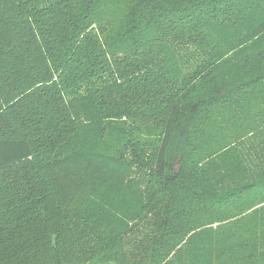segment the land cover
<instances>
[{"label":"trees","instance_id":"1","mask_svg":"<svg viewBox=\"0 0 264 264\" xmlns=\"http://www.w3.org/2000/svg\"><path fill=\"white\" fill-rule=\"evenodd\" d=\"M0 264H264V0H0Z\"/></svg>","mask_w":264,"mask_h":264}]
</instances>
